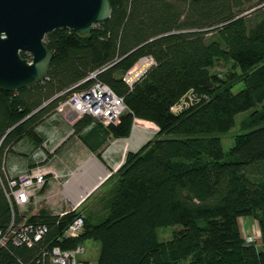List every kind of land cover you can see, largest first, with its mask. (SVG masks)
Returning <instances> with one entry per match:
<instances>
[{
	"label": "trees",
	"instance_id": "obj_1",
	"mask_svg": "<svg viewBox=\"0 0 264 264\" xmlns=\"http://www.w3.org/2000/svg\"><path fill=\"white\" fill-rule=\"evenodd\" d=\"M108 2L109 18L88 34L59 29L45 36L53 54L46 80L0 89V164L25 137L40 145L37 125L66 99L63 92L93 72L126 107L106 127L109 134L127 137L135 119L158 131L126 155L104 220H84L78 239L63 240L76 212L31 217L25 222L45 233L30 244L9 240L0 264H50L53 246L73 249L86 240L100 244L96 264H264V0ZM146 57L154 64L129 86L123 76ZM218 63L238 70L243 88L232 92L230 81L216 77L211 70ZM188 93L191 104L173 113ZM250 110L242 129H252L236 135L226 154L219 136ZM91 121L83 117L75 132ZM5 184L0 166L2 234L24 222ZM240 217L256 221L259 245L244 242ZM171 228L170 239L160 241L158 231Z\"/></svg>",
	"mask_w": 264,
	"mask_h": 264
},
{
	"label": "crops",
	"instance_id": "obj_2",
	"mask_svg": "<svg viewBox=\"0 0 264 264\" xmlns=\"http://www.w3.org/2000/svg\"><path fill=\"white\" fill-rule=\"evenodd\" d=\"M82 118L68 110L51 114L35 128L40 145L25 137L12 147V152L2 155L0 166L8 176L32 171L38 166L48 172L43 187L18 210L22 221L39 215L74 211L86 224L101 222L108 215L111 192L126 155L138 151L158 131L153 123L135 119L125 138L113 137L106 126L97 121H91L75 132L74 125ZM40 149L47 155L43 162L36 155ZM237 222L241 236L258 227L252 218L240 217ZM87 241L93 242L91 245L98 253L94 259H81L94 264L100 244L86 240L82 244L84 249Z\"/></svg>",
	"mask_w": 264,
	"mask_h": 264
},
{
	"label": "water",
	"instance_id": "obj_3",
	"mask_svg": "<svg viewBox=\"0 0 264 264\" xmlns=\"http://www.w3.org/2000/svg\"><path fill=\"white\" fill-rule=\"evenodd\" d=\"M110 11L108 0H0V89L16 91L46 80L53 54L43 44L45 36L59 29L84 36Z\"/></svg>",
	"mask_w": 264,
	"mask_h": 264
},
{
	"label": "built area",
	"instance_id": "obj_4",
	"mask_svg": "<svg viewBox=\"0 0 264 264\" xmlns=\"http://www.w3.org/2000/svg\"><path fill=\"white\" fill-rule=\"evenodd\" d=\"M153 64L154 62L150 57L142 59L135 67L146 65V68L133 81L129 79L133 74L134 68L128 71L123 76L124 82L131 86ZM87 82H89L87 86L78 88ZM66 92V99L56 106L54 114H61L68 110L81 117H90L92 120L107 127L117 123L119 117L126 111L123 99L117 96L109 86L97 80V72L90 73L84 80L68 88L63 93ZM36 155L39 156L40 162L47 159V155L42 149ZM47 174L48 172L41 166L36 167L32 171L16 172L12 176L5 174L6 184L3 188L6 198L16 209H22L30 201L31 197L43 187ZM66 213L61 212L55 214V216H62ZM83 229L84 218L76 213L63 231L61 238L63 240L78 239L83 234ZM44 233V228L34 227L26 222L16 227L11 223L4 234L0 232V249L5 247L9 240L15 246H19L21 243L30 244L32 236L37 241ZM242 238L246 244H260L259 230L244 233ZM84 254L85 249L82 244H78L73 249H61L58 246H53L50 253H48V262L50 264H85L81 259Z\"/></svg>",
	"mask_w": 264,
	"mask_h": 264
},
{
	"label": "rangeland",
	"instance_id": "obj_5",
	"mask_svg": "<svg viewBox=\"0 0 264 264\" xmlns=\"http://www.w3.org/2000/svg\"><path fill=\"white\" fill-rule=\"evenodd\" d=\"M30 61V60H28ZM135 68V67H134ZM132 70V69H131ZM212 73H214L216 75V77L221 78L227 82L230 81V88L232 92H237L239 91L241 88H243V84L240 83L237 79V76H241V73L238 70H235L231 64H224V63H218L212 70ZM140 73L135 74L134 79L136 78V76H138ZM230 74H232L231 76H229ZM193 101V98L191 96L190 93H188L186 96L182 97L177 104L172 108V112L177 114L183 110H185ZM260 107L257 108V110H259ZM252 112V110L250 111H246L243 113L238 114L235 117V125L234 127L228 131L227 133L220 135V139H221V144H222V148L223 151L228 154V152L232 149L233 146V139L236 135H239L241 133H244L248 130H243V122L248 118V116L250 115V113ZM259 229V227H257ZM257 228H253V230H251V232H253L254 230L256 231ZM174 228L171 229H160L158 231V239L160 241H168L170 239V235L174 232ZM93 242L92 241H87L85 243V249H86V253L82 256V258H88L90 257V259H94L98 253V251L92 247Z\"/></svg>",
	"mask_w": 264,
	"mask_h": 264
},
{
	"label": "bare ground",
	"instance_id": "obj_6",
	"mask_svg": "<svg viewBox=\"0 0 264 264\" xmlns=\"http://www.w3.org/2000/svg\"><path fill=\"white\" fill-rule=\"evenodd\" d=\"M146 68V65H143V66H140V67H138V68H134L133 70V74L131 75V77H130V81H133L134 80V77L133 76H135V74H137V73H141L144 69ZM139 76V75H138ZM137 77V76H136Z\"/></svg>",
	"mask_w": 264,
	"mask_h": 264
}]
</instances>
